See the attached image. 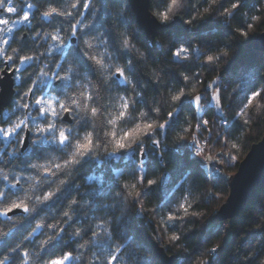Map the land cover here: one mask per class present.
I'll use <instances>...</instances> for the list:
<instances>
[{
  "label": "snow or ice",
  "instance_id": "obj_1",
  "mask_svg": "<svg viewBox=\"0 0 264 264\" xmlns=\"http://www.w3.org/2000/svg\"><path fill=\"white\" fill-rule=\"evenodd\" d=\"M141 19L144 50L133 29ZM257 27L264 28V0H0V223L8 225L0 227V264H162L133 227V209L149 216L154 238L167 236L169 251L184 245L204 215L196 209L216 198H196L195 174L204 168L232 183L211 165L224 162L234 128L264 118V61L230 79V91L211 78L234 56L231 38L250 40ZM164 32L167 47L152 38ZM217 32L229 34L222 48L204 35ZM214 124L225 131L214 133ZM221 142L215 157L206 155L209 143ZM168 159L184 176L175 191L174 181L157 178ZM105 165L116 178L108 187ZM93 168L82 194L77 181ZM157 187L160 203L148 209ZM259 211L264 216V203ZM258 227L264 241V223ZM221 231L206 225L207 259L196 264H221L233 238L206 246ZM185 252L163 264H189ZM234 256L233 264H264V247L250 237Z\"/></svg>",
  "mask_w": 264,
  "mask_h": 264
},
{
  "label": "trees",
  "instance_id": "obj_2",
  "mask_svg": "<svg viewBox=\"0 0 264 264\" xmlns=\"http://www.w3.org/2000/svg\"><path fill=\"white\" fill-rule=\"evenodd\" d=\"M18 4H22L23 0H16ZM97 7H100L98 4ZM105 10L101 8V12L103 13ZM109 12L114 17L115 9H109ZM116 23L115 19L113 21ZM33 23H36L34 20ZM119 26V25H117ZM133 29H139L137 22L133 23ZM50 30V29H49ZM264 32V28L257 27L255 30V33L250 32V40H244L241 38L240 40H237L235 37H232V48L231 51L234 53V56H231L223 61H221L219 67L217 68L216 72L212 74L211 78H215L216 76H220L222 80L225 82L224 86L230 91L232 85L228 84L227 82L230 79H235L236 77L243 75L245 72H251L256 69L260 68V65L262 61H264V52L256 51L254 50V41L257 36L262 34ZM206 36V39L208 42L215 43L218 48H222L225 44V42L229 39V34L223 33V32H217L213 34H204ZM141 38L139 39L138 47H141L142 50H144L145 45V39H144V33L140 32ZM171 33L170 32H164L161 33L156 39L161 40L165 47H167L170 39H171ZM197 43H201L203 46L204 40L197 39ZM75 47V45H73ZM153 53L160 57V53L157 50H153ZM205 74L207 75V70H205ZM151 87L148 90V95H152ZM15 98V96H14ZM264 111V109H262ZM229 119H231L230 113ZM206 119H213L214 113L209 112V114L205 117ZM195 122V121H193ZM218 123V122H217ZM223 132L224 129H219L216 124L213 125V132ZM205 136L208 134L205 133ZM264 136V118L259 117H253L252 122L244 127V128H234L233 132L230 137V142L227 146V148H224L223 143H214L215 152L214 155L216 156L217 153L221 151L222 148H224V156H223V163H221V166L228 171V173L234 174L237 172L240 161L237 162L235 166H226L225 163L228 162V154L230 153L233 157H241L242 155H246L250 148L261 141L262 137ZM212 140H215L216 137L213 135L211 137ZM235 142L238 144L237 149H232L231 144ZM4 148V145L0 143V150ZM8 151H11V149H8ZM23 157H20V160H23ZM189 160L191 157L188 158ZM19 161H17L18 163ZM129 162L127 161H121L120 166L123 168L125 164ZM202 163H204L202 161ZM187 164V162H186ZM222 168V169H223ZM225 170L222 171V175L226 178ZM94 171H96L95 168L87 170V173L85 174L82 172L81 176L78 179V183H80L83 187L81 189V193H84V189H87L89 187V181L87 180V175L92 174ZM102 171L106 172V179L108 180V183L105 185V187H108L109 185H112L114 183L113 174L110 172H107V165H105L104 169ZM208 169H199L198 172L195 174L196 179V188L194 190L195 196L197 199H203L205 196H209V193L216 194V198L212 199L210 203L208 204H201L199 208L196 210L203 213L204 215L200 218V222L197 224L189 225V228L191 231L187 232V239L184 241V245H177L176 247H172L171 251L168 250V248L165 247V245H168L167 236L164 237L163 240H157L152 235V228L149 227L150 224V218L147 215L135 214V209H133L130 213L133 219V227L140 233L142 242L144 243L145 247L150 248L152 252L155 253L154 249L152 248L151 244L145 239V237L141 234L140 229H145L146 232L152 237L153 240H155L161 247L164 248L165 252L169 256H177L180 253V250L182 247H187V252H185V255H190L191 259L189 261V264H196V262L200 259H207L206 256L202 257L200 255L201 252L204 251V241L202 239L201 234L204 233L206 225L210 221L215 222L222 231L216 235L213 236L210 241L207 242V247H212L217 243L223 244L224 241L228 240L229 238H233V242L230 245L225 246V252L221 254V264H233V261L235 259L234 253L237 247H239L243 240L248 239L252 237V243L253 247L255 248H261L264 247V241H261L259 239V223H264V216L261 215V212L259 211V208L262 203H264V185L257 189L256 195L250 199L244 208L242 212L239 213L238 216L234 217L231 221L226 222L227 225L223 229L224 223H217L214 219L215 214L219 210V208L224 204L225 202V195L229 193V184L230 183H224L223 181L217 182L215 179L210 178L207 175ZM125 175H127V169H125ZM159 176H166L169 178L170 181H174V183L169 184V188L172 191H175V184L179 183L181 179H184V176L181 174L180 169L177 166V163L174 159H168L167 164L165 167H161L157 169V178ZM119 183L123 184L125 182H128L124 177H119ZM130 179V178H129ZM96 186L93 185V188ZM187 187V185L185 186ZM115 191H119V187L114 188ZM171 194V192H170ZM176 198L179 199L180 192H176ZM160 196H161V190L159 187L156 188L154 192L151 193L150 199L146 201V206L148 209L156 207L157 204L160 203ZM105 203H108V201H105ZM20 213L17 214L19 216ZM96 215H101L100 213H96ZM3 218H0V221H2ZM0 227H3L4 230H7L8 225L0 223ZM256 234L253 237V234ZM20 239L19 233L16 235V240H13L12 243L14 244L17 240ZM27 243V242H25ZM169 247H171L169 245ZM156 254V253H155ZM157 256V255H156ZM158 258V257H157ZM159 259V258H158Z\"/></svg>",
  "mask_w": 264,
  "mask_h": 264
},
{
  "label": "water",
  "instance_id": "obj_3",
  "mask_svg": "<svg viewBox=\"0 0 264 264\" xmlns=\"http://www.w3.org/2000/svg\"><path fill=\"white\" fill-rule=\"evenodd\" d=\"M146 2V0H145ZM140 32L144 33L145 21L141 19L137 22ZM158 36L153 35L156 39ZM254 50L264 52V32L257 36L254 41ZM9 83H12L10 78H6ZM2 83V82H0ZM6 91H10L6 89ZM14 99L15 92L11 91ZM264 185V136L261 141L254 144L244 160L239 164L236 174L232 178V183L229 185V196L226 202L219 208L214 216L217 223L231 221L244 210L248 201L252 199L257 192V189ZM18 214V213H17ZM141 234L151 244L157 257L162 262L173 261L177 256H169L163 247L159 245L146 232L145 229H140Z\"/></svg>",
  "mask_w": 264,
  "mask_h": 264
},
{
  "label": "rangeland",
  "instance_id": "obj_4",
  "mask_svg": "<svg viewBox=\"0 0 264 264\" xmlns=\"http://www.w3.org/2000/svg\"><path fill=\"white\" fill-rule=\"evenodd\" d=\"M202 140H203V138H202ZM208 149H209V151L208 152H206V155H212V156H214L215 157V155H214V152H215V147H214V143H209L208 144ZM248 154V153H247ZM246 154V155H247ZM246 155H242L240 158L239 157H237V158H235L232 162H230V163H225L226 164V166L227 167H229V165L230 166H235L236 164H237V162L238 161H240V163L244 160V158L246 157ZM204 162V164H207L208 162L207 161H203ZM229 164V165H228ZM211 168H212V170L214 171L216 168H219L220 170H221V173H222V171L223 170H225L222 166H221V163L220 164H213V165H211ZM223 168V169H222ZM236 173H234V174H231V173H228V171L227 170H225V175H226V179L227 180H230V181H232V178H233V176L235 175ZM230 185V184H229ZM230 189V188H229ZM228 196H229V193L227 194V196L225 195V197H224V199H225V202H226V200H227V198H228ZM224 202V203H225ZM226 222H228V221H226ZM224 223V226H223V229L225 228V226L227 225V223Z\"/></svg>",
  "mask_w": 264,
  "mask_h": 264
}]
</instances>
